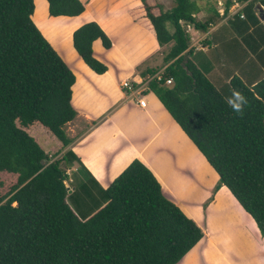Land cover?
<instances>
[{
  "label": "trees",
  "instance_id": "1",
  "mask_svg": "<svg viewBox=\"0 0 264 264\" xmlns=\"http://www.w3.org/2000/svg\"><path fill=\"white\" fill-rule=\"evenodd\" d=\"M45 1L49 16L78 15L86 3ZM233 1L246 3L248 35L256 33V39L237 35L247 23L237 24L236 14L225 20L237 33L230 40L243 57L236 72L215 84L190 58L183 24L204 32L225 17ZM254 4L264 17V0H224L221 13L211 9L199 20L194 0H171L157 13L139 0L157 46L165 49L160 78H150L142 93H153L215 171L212 193L224 185L264 236V18L261 23ZM32 11V0H0V264H175L201 238L200 228L163 195L138 159L102 188L65 148L71 138L64 125L76 113L74 75L33 24ZM63 35L67 41V30ZM209 37L215 40L214 33ZM96 39L110 47L93 21L71 33L78 57L101 74L106 66L91 48ZM249 64L255 71L245 70ZM158 71L139 73L144 78ZM233 89L247 98L242 114L228 104ZM41 136L58 157L49 159Z\"/></svg>",
  "mask_w": 264,
  "mask_h": 264
},
{
  "label": "crops",
  "instance_id": "2",
  "mask_svg": "<svg viewBox=\"0 0 264 264\" xmlns=\"http://www.w3.org/2000/svg\"><path fill=\"white\" fill-rule=\"evenodd\" d=\"M32 2L30 19L74 75L71 105L76 113L64 125L65 134L71 138L65 148L75 154L97 185L105 188L132 159H138L159 182L163 195L202 232L175 264H264V236L224 185L212 193L217 174L153 93H142L145 104L140 106L137 96L126 98V91L119 85L123 79H142L139 72L154 68L145 63L159 51L139 0H86L83 11L75 16H49L45 0ZM238 4L241 7L235 13L236 23H247L239 34L225 23L232 18L227 17L228 12L206 31L190 32L189 44L199 41L200 51L212 61L206 74L215 84L236 72L235 64L243 57L242 48L231 37L250 36L252 26L242 11L246 3ZM221 8L223 2L218 1L216 10ZM36 12L44 15L43 23L53 26L51 37L34 18ZM88 21L95 22L111 43L107 49L98 39L91 43L93 56L106 66L101 74L91 71L71 45L72 31ZM63 28L68 29L65 45L59 35ZM130 31L138 50L128 48ZM212 33L214 41L209 37ZM250 37L255 38L256 33ZM255 68V64L245 66L248 73Z\"/></svg>",
  "mask_w": 264,
  "mask_h": 264
},
{
  "label": "rangeland",
  "instance_id": "3",
  "mask_svg": "<svg viewBox=\"0 0 264 264\" xmlns=\"http://www.w3.org/2000/svg\"><path fill=\"white\" fill-rule=\"evenodd\" d=\"M218 1L223 2L224 0H194V2L196 3V6H197V12L195 13L196 19L202 20V19H204V17L208 13H210L211 9H215L216 10ZM148 2L150 4H152V5H154V7H155L153 9L154 13H157L158 9L164 10V9H167V8H169L171 6V0H148ZM43 16L44 15H42V13H41V15H38L37 12L34 14V18H36V20L38 21L39 25L42 27L43 31L46 33V35L48 37H51V34H50L51 31L50 30L53 28V26L50 25L49 23L48 24L43 23V22H45ZM54 28H56V27H54ZM60 30L61 31H60L59 35H62V36H60V38H61L62 43H64V45H65L66 38L63 35V33L67 30V35H68V29L63 28V29H60ZM61 32H62V34H61ZM193 37H194V35H193ZM127 44H128V48L130 50H138L139 49L138 48V44L135 42L134 35L131 33V31L129 32V35H128ZM196 46L197 45H193L192 46L191 50L193 52L191 53L190 58L193 60L194 63L195 62L197 63V66L200 68V70H202L203 72L207 73L209 71V69L213 66L212 61H211V59H209L206 56V54L203 51H200L201 48L196 47ZM164 50L165 49H163V48H161V49L159 48V51H157V54L152 55L151 58L148 59L145 64L146 65H150L151 64L154 68H156L159 71H161L162 69L160 67L162 66V56H163ZM251 57H253V56H251ZM204 61H205V64H203ZM208 63L210 64V66H209ZM143 66L144 65H142L140 67H143ZM214 68H215V66H214ZM39 143L42 145L43 149H47V148H49L51 146V144H47V145L44 146L42 144V142L40 141V138H39ZM48 152H49L48 153L49 159H53V158L58 157V155H57L58 151L56 150V147L49 148ZM67 174H68V176H70L69 173H67ZM65 183H66V185H70L68 180Z\"/></svg>",
  "mask_w": 264,
  "mask_h": 264
},
{
  "label": "built area",
  "instance_id": "4",
  "mask_svg": "<svg viewBox=\"0 0 264 264\" xmlns=\"http://www.w3.org/2000/svg\"><path fill=\"white\" fill-rule=\"evenodd\" d=\"M240 4H238L237 2H234L229 6L228 8V13H227V17H231L233 16L239 9H240ZM219 13L222 12V8L220 10H218ZM239 17H242V15L240 14ZM185 31L189 33L191 30H193L192 26L188 23L183 24ZM199 41H194L193 45H197L196 47H200ZM192 44L188 45V48H191L193 46ZM160 78V71L156 72L155 74H153L152 76H146L142 79H140L139 81H135V80H129V79H123L120 81L119 85L121 87V89L126 91V98H130L132 96H137V103L140 106H144L145 104V100H144V95L142 94L143 89L147 83V81L150 78ZM165 83L168 84L170 83V79H165Z\"/></svg>",
  "mask_w": 264,
  "mask_h": 264
},
{
  "label": "clouds",
  "instance_id": "5",
  "mask_svg": "<svg viewBox=\"0 0 264 264\" xmlns=\"http://www.w3.org/2000/svg\"><path fill=\"white\" fill-rule=\"evenodd\" d=\"M228 104L234 112L242 114L244 111V106L247 104V98L238 90L233 89L232 95L228 99Z\"/></svg>",
  "mask_w": 264,
  "mask_h": 264
},
{
  "label": "water",
  "instance_id": "6",
  "mask_svg": "<svg viewBox=\"0 0 264 264\" xmlns=\"http://www.w3.org/2000/svg\"><path fill=\"white\" fill-rule=\"evenodd\" d=\"M255 10L257 11V13H259L258 17L259 19L263 20V11L260 5L256 4ZM44 162L41 161V164H43Z\"/></svg>",
  "mask_w": 264,
  "mask_h": 264
}]
</instances>
